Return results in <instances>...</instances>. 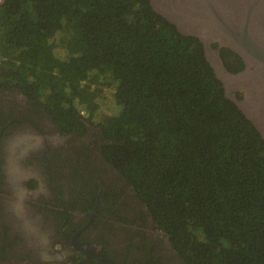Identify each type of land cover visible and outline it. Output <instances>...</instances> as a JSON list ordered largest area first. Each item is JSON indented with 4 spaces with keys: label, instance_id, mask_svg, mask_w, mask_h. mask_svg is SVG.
I'll list each match as a JSON object with an SVG mask.
<instances>
[{
    "label": "trees",
    "instance_id": "trees-1",
    "mask_svg": "<svg viewBox=\"0 0 264 264\" xmlns=\"http://www.w3.org/2000/svg\"><path fill=\"white\" fill-rule=\"evenodd\" d=\"M88 123L184 264H264V141L147 0H4L0 88ZM112 108V113L109 112Z\"/></svg>",
    "mask_w": 264,
    "mask_h": 264
},
{
    "label": "flooded vegetation",
    "instance_id": "flooded-vegetation-1",
    "mask_svg": "<svg viewBox=\"0 0 264 264\" xmlns=\"http://www.w3.org/2000/svg\"><path fill=\"white\" fill-rule=\"evenodd\" d=\"M211 46L222 64L205 60L222 98L261 137L264 60ZM236 75L241 87L228 92ZM75 117L81 125L66 130L37 99L0 88V264H184L105 157L111 142Z\"/></svg>",
    "mask_w": 264,
    "mask_h": 264
},
{
    "label": "water",
    "instance_id": "water-1",
    "mask_svg": "<svg viewBox=\"0 0 264 264\" xmlns=\"http://www.w3.org/2000/svg\"><path fill=\"white\" fill-rule=\"evenodd\" d=\"M147 1L151 9L172 24L180 35L197 39L207 62L222 64L218 51L211 46L213 43H217L218 48L226 47L264 60V0ZM214 68L216 71L224 69L223 66ZM239 87L240 76L236 75L231 77L226 88L232 92ZM260 135L264 140V133ZM91 249L95 254L94 248ZM98 256L112 263L106 257Z\"/></svg>",
    "mask_w": 264,
    "mask_h": 264
},
{
    "label": "rangeland",
    "instance_id": "rangeland-1",
    "mask_svg": "<svg viewBox=\"0 0 264 264\" xmlns=\"http://www.w3.org/2000/svg\"><path fill=\"white\" fill-rule=\"evenodd\" d=\"M109 112L112 113V108H111V110H109ZM79 115L84 116L85 114H84L83 111H81V112L79 113Z\"/></svg>",
    "mask_w": 264,
    "mask_h": 264
},
{
    "label": "built area",
    "instance_id": "built-area-1",
    "mask_svg": "<svg viewBox=\"0 0 264 264\" xmlns=\"http://www.w3.org/2000/svg\"><path fill=\"white\" fill-rule=\"evenodd\" d=\"M4 2V0H0V5Z\"/></svg>",
    "mask_w": 264,
    "mask_h": 264
}]
</instances>
